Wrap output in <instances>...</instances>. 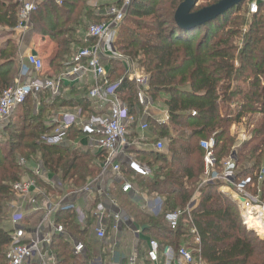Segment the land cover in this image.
Listing matches in <instances>:
<instances>
[{"label": "trees", "instance_id": "trees-1", "mask_svg": "<svg viewBox=\"0 0 264 264\" xmlns=\"http://www.w3.org/2000/svg\"><path fill=\"white\" fill-rule=\"evenodd\" d=\"M20 1L0 0V38L15 29ZM58 1L44 0L31 14L30 23L35 34L47 36L56 44L50 68L59 74L74 53L73 47L86 44L79 36L87 27L84 22L109 19L96 16L88 8V0ZM182 1L131 0L118 27L116 53L149 77L147 95L165 105L168 122L155 126L153 133L168 143L166 154L143 155L141 161H147L144 165L151 176L144 179L135 174L136 184L163 199L157 216L143 213L118 190L114 195L127 216L145 228L148 238L158 242L161 252L167 247L176 252L184 246L201 264H264V239L243 225L239 205L220 190L225 183H202L205 151L200 147L202 141L213 140L214 169L218 173L235 153L234 183L264 204V178L258 180L264 169V3L250 15L251 0H243L202 26L180 29L173 17ZM116 5L119 7L121 1ZM241 10L250 17L248 24L237 22ZM110 67L108 81L116 79L117 83L123 77L115 94L132 116L139 104L138 86L125 76L121 60L111 61ZM17 71L16 48L8 41L0 50V95L15 84ZM89 104L86 99L66 102L43 94L37 109L28 97L11 114L9 119L15 118L21 125L13 123L14 133L8 132L12 126L9 120L5 130L15 141L0 142V264H6L10 242L5 223L16 199L12 185L27 174L18 164L19 158L28 163H33L32 157L38 158L44 169L77 188L99 175L88 155L48 145L41 139L54 128L48 119L52 108L77 105L86 109ZM238 125L250 133L243 142L237 141L233 131ZM195 194L196 204L191 207ZM176 211L181 215L177 227L171 229L165 216ZM57 218L73 237L86 242L87 231L76 224L72 209L58 211ZM52 250L61 264H88L87 258L72 255L71 246L61 236L52 238Z\"/></svg>", "mask_w": 264, "mask_h": 264}, {"label": "built area", "instance_id": "built-area-1", "mask_svg": "<svg viewBox=\"0 0 264 264\" xmlns=\"http://www.w3.org/2000/svg\"><path fill=\"white\" fill-rule=\"evenodd\" d=\"M131 0H121L119 7H108L106 15L109 21L102 23L92 24L86 28L84 32V39L87 42L89 39L96 40L95 45H88L76 50L65 63L64 70L56 75L54 78H48L44 74V62L35 54H28L26 62L32 67L35 76L24 80L23 82L16 83L9 88L5 89L0 95V128L9 120L11 114L19 105L23 104L28 97L32 98L38 104L40 95L47 94L51 97H56L61 94L62 84L65 82H72L83 84L88 78H92L95 84L88 91V99L90 101L100 100L103 103L111 102L109 96H113L114 100L110 103L108 109L104 113L93 114L84 120L81 111L63 112L54 120L53 130L48 135L41 137L42 141L48 145L59 146L66 141L67 131L74 126L80 127L87 133L93 134L95 143L104 153V158L101 164L102 172H106L108 168L120 177L121 167L113 160L118 151L127 145V128L125 121L130 116L128 115L127 108L122 104L120 99L115 94L116 86L122 81L121 77L117 83L112 85H103L101 80L105 79L106 70L98 55L99 50L107 52L111 57L122 59L126 64L127 70L125 76L133 77L136 85L145 91L148 89L149 77L145 74L135 75L131 69L130 62L116 53L114 48L115 38L118 32V27L121 24L125 12L127 11ZM260 3L264 0H251L248 5L249 14H256ZM38 4L29 0H21L17 18L18 23L15 27L17 30H24L30 23L31 14L37 9ZM107 84L106 79L103 81ZM168 118L160 119L158 126L167 124ZM145 129L146 125H142ZM245 141L243 135L240 141ZM154 150L163 152L165 144L162 140L153 143ZM200 147L205 151L203 158V175L202 183H214L222 181L225 184L221 187L232 199L239 205L243 215V225L256 235H260L261 230H264V204L255 196L251 195L243 189L241 185L234 183L235 179V160L236 156L232 153L222 165L221 173H218L215 167V159L213 156L214 142L212 139L202 141ZM20 166L25 167L27 161L20 159ZM136 172L147 175L150 171L149 168L142 164L131 163ZM34 177L40 178L43 176V169L37 166L33 172ZM22 179L12 185V190L15 194V201L10 206V213L6 221V228L10 230V242L7 246L5 253L6 264H61L58 262L56 254L52 250V238L56 235L69 237L72 245V255L82 258L84 253L87 252L86 246L78 239L66 234L62 225L53 224L54 214L60 209H71V206L61 207L59 201H51L45 198L44 203L41 199V192L38 188L35 178ZM99 177V176H98ZM264 178V169H261L258 180ZM92 185L89 183L80 189L68 190V195L78 196L83 193L86 195L93 194ZM121 189L123 193H128L132 190V184L129 181L122 182ZM108 192L105 193L108 196ZM107 204L113 206L109 198ZM41 203L44 205L42 206ZM193 203V202H192ZM191 203V207L193 204ZM74 206V205H73ZM75 220L80 227H86V215L78 207H73ZM103 203L96 205V227L95 233L98 239L105 238V227L103 226V211L105 209ZM114 209V208H111ZM42 213L44 220L47 222V217L51 216L53 222L52 231L47 234L39 230V226H32L28 218L34 216L31 213ZM181 213L179 211L168 213L165 216V221L171 229L177 227L178 219ZM122 216L119 212H114L110 218V227L113 231L119 232L122 226ZM194 234V230L191 231ZM138 235V231H136ZM198 242V238L195 240ZM117 242H115V245ZM160 247L158 242L150 239L148 242V249L146 252V259L151 264H159ZM100 257L92 258L90 264H103V255L107 254L110 259L117 260V253L114 248L111 251L100 253ZM164 256V264H201L194 260L190 250L181 246L176 252L170 247L165 248L162 253ZM106 256V255H105ZM90 260V258H89ZM126 264H137L136 253L131 252L126 257Z\"/></svg>", "mask_w": 264, "mask_h": 264}, {"label": "crops", "instance_id": "crops-1", "mask_svg": "<svg viewBox=\"0 0 264 264\" xmlns=\"http://www.w3.org/2000/svg\"><path fill=\"white\" fill-rule=\"evenodd\" d=\"M31 2H35L36 4H41L44 0H29ZM58 1V0H57ZM121 0H88L87 6L91 9L96 16L104 17L106 20L108 19L106 15V10L108 7H118V4ZM59 2V1H58ZM106 15V16H105ZM84 24H88V22H84ZM84 31L79 33L81 43L87 45H95L96 40L89 39L90 42H85L84 39ZM8 41H11L15 48L17 54V64H18V71L17 77L15 79V84L19 82H23L30 77H34L35 73L32 67L26 62V56L28 54H35L44 62V75L48 78H54L58 73H53L50 68V62L53 60L55 52H56V44L50 40L47 36L37 35L33 32L31 23L27 26L24 30H17L14 29L12 33H7L3 37L0 38V50L5 47ZM93 42V43H92ZM82 46V45H81ZM44 48L47 50V55L44 53ZM79 47L74 46V52L78 50ZM98 55L102 60V63L106 70V75H111V67L110 62L120 60L117 58H113L110 56L109 53L103 52L102 49H98ZM122 61V59H121ZM123 63V61H122ZM124 71L126 72L127 67L126 64L123 63ZM133 65H131V69ZM143 73L140 71L135 72V75H142ZM131 81L135 83L133 77H129ZM108 81V80H106ZM95 84L92 78H88L84 81L83 84L72 83V82H65L62 84L61 94L52 97V98H59L63 99V101L71 102L77 101L80 99H86L90 104L85 109L80 106H57L52 108L51 116L48 118L51 121L58 117L63 112H75L77 110H82L81 115L84 117V120L93 114H100L107 111L110 103L114 100L113 96H109L111 102L103 103L100 100L90 101L88 99V91L89 89ZM136 85V83H135ZM138 86V85H137ZM138 90V98L139 104L134 109V114L130 116V119L125 121V125L127 128V145L124 146L121 150L118 151L117 155L114 158V162L118 163L121 167V174L120 177L116 176L110 168L107 169L106 172H102L101 164L104 158V153L100 151L98 146L95 143V136L91 133H87L82 130L78 126L71 127L69 132L66 135L65 143L59 145L63 147H67L69 149H74L79 154L88 155L89 158L92 160V164L99 170V177L95 178H88V183L92 185V190L94 191L93 194H82L78 196L68 195V190L72 189H80L75 187L70 182H65L61 179V175L59 174H52L48 170L44 169L41 163L37 160L33 163L27 162L25 166L27 174L24 175L22 179L32 178L34 177L33 172L37 166H40L43 169V176L40 178H35L37 181L38 188L41 192V200L43 203L45 202L44 199L47 198L51 199V201H59L61 207L72 206L80 208L86 215V227H80L82 231H87L86 239L83 242L86 246L87 252L84 253L85 255L82 258H87L88 264L92 258L100 257V253L111 251L112 248L117 253L118 259H110L107 254L103 255L104 258L103 264H126V257L131 253H136L137 256V264H151L146 259V252L148 249V242L150 238H148L144 231L142 230V226H139L135 223L134 219L127 216V214L122 210L121 205L117 198L114 195L115 191H120L122 194L127 195L132 203L137 204V206L141 209L143 213L148 215L157 216L162 211L163 199L159 196L149 194L146 189L141 187L139 184H136V175L138 173L130 167L131 163H136L139 165L147 164V161L143 160V155L151 154V153H160L153 149V143L159 140H162L165 144V149L163 152L167 153V140L164 138H158L153 133V128L158 126V121L160 119H167V110L162 109L160 107L155 106V102H153L145 91H142L139 87ZM45 96H49V93L44 94ZM118 97V95L116 94ZM119 98V97H118ZM36 104V103H35ZM38 106V104H36ZM38 108V107H37ZM49 121V122H50ZM142 125H146V128L143 129ZM243 129L242 125H238L236 128L233 127L234 132H240ZM160 153V154H161ZM147 175H140L144 179L151 176V170ZM129 181L132 184V190L128 193H123L121 189L122 182ZM84 185V186H85ZM82 188V187H81ZM221 191L227 193L228 191L220 189ZM108 192V196L105 193ZM228 194V193H227ZM111 201L113 206L107 204V199ZM197 194L194 195L193 198V206L196 204ZM103 203L106 207L103 211V226L105 227V238L98 239L95 233L96 227V204ZM42 206H44L41 203ZM114 208V209H111ZM63 210L60 208L58 211ZM73 210V209H72ZM57 211V212H58ZM57 212L54 214V223L51 222V216L47 217V222L44 220L42 213H31L34 215L28 220H30L32 226H39V230L44 231L45 233L49 234L53 229V224L62 225L66 234L73 237L71 231L67 229L63 223H58ZM119 212L121 213L123 222L119 232H115L109 226L110 218L112 213ZM75 220V215H74ZM76 222V220H75ZM53 223V224H52ZM77 224V222H76ZM78 225V224H77ZM145 229V228H144ZM136 231H138V235H136ZM260 238L264 239V230L260 231ZM59 236V235H56ZM72 248L71 239L69 237L61 236ZM75 238V237H74ZM76 239V238H75ZM78 241L82 240L78 239ZM115 242L117 244L115 245ZM101 250V251H100ZM163 252H159V264H164V256ZM90 258V260H89ZM59 262V260H58Z\"/></svg>", "mask_w": 264, "mask_h": 264}, {"label": "water", "instance_id": "water-1", "mask_svg": "<svg viewBox=\"0 0 264 264\" xmlns=\"http://www.w3.org/2000/svg\"><path fill=\"white\" fill-rule=\"evenodd\" d=\"M199 0H183L174 14V24L180 29L202 26L223 15L243 0H218L217 3L194 11ZM235 154V153H234ZM144 230V228H142Z\"/></svg>", "mask_w": 264, "mask_h": 264}, {"label": "rangeland", "instance_id": "rangeland-1", "mask_svg": "<svg viewBox=\"0 0 264 264\" xmlns=\"http://www.w3.org/2000/svg\"><path fill=\"white\" fill-rule=\"evenodd\" d=\"M210 1H212V0H199L198 1V3H197V6H196V8H195V10H198V9H200V8H202L203 6H205L206 4H208ZM241 14H239L238 16H237V22H239V23H241V24H243V25H245V24H248V22L250 21L249 19H250V17H248L245 13H246V11L245 10H241V12H240ZM106 16V15H105ZM233 19L234 18H232V20L231 21H233ZM123 22V21H122ZM97 23H102V22H99V21H94V20H90L89 21V24H87V27L89 26V25H92V24H97ZM230 26V25H229ZM86 27V28H87ZM245 30V28L242 30V32H245L244 31ZM116 39V38H115ZM93 43V42H92ZM82 47H84V46H79V48H82ZM44 53H45V55H47V50H46V48H44ZM133 74H135V72H137V71H139V69H138V67L137 66H135V65H133ZM105 79L106 80H108L107 79V75L105 76ZM104 79V80H105ZM103 79L101 80V82H102V84L103 85H112V84H114L115 82H116V79H114V80H109V81H107V84H105L103 81H104ZM115 81V82H114ZM120 101H121V99H120ZM122 102V104L123 105H125L126 106V104L123 102V101H121ZM155 106H157V107H160V108H162V109H165V105L162 103V101H159V100H157V101H155ZM36 106V108L35 109H37V105H35ZM127 107V106H126ZM15 115V114H14ZM13 115V116H14ZM10 120V123L12 124V126H10V128H9V130H8V132H11V133H14V131H15V128H13V123L14 124H16L18 127L21 125V121H19V120H17V119H15V118H11V119H9ZM9 120L4 124V126L2 127V128H0V142H1V145H3L4 143H6V141H9L10 139H13L14 141H15V137H12V136H10L9 135V133L8 132H6V127H7V125H8V123H9ZM245 136V139H247L249 136H250V133L248 134L246 131H244L243 129L240 131V132H237V141L239 142V140L241 139V137L242 136ZM237 142V143H238ZM241 142H243V140L241 141ZM168 143V142H167ZM167 146V145H166ZM33 159L32 160H35V161H37V159L38 158H36V157H32ZM20 159H24L23 157H21V158H19V160ZM7 250V249H6ZM6 253V252H5ZM5 259H6V257H5Z\"/></svg>", "mask_w": 264, "mask_h": 264}, {"label": "bare ground", "instance_id": "bare-ground-1", "mask_svg": "<svg viewBox=\"0 0 264 264\" xmlns=\"http://www.w3.org/2000/svg\"><path fill=\"white\" fill-rule=\"evenodd\" d=\"M260 233V232H259Z\"/></svg>", "mask_w": 264, "mask_h": 264}]
</instances>
